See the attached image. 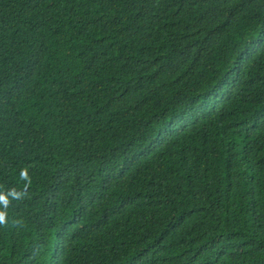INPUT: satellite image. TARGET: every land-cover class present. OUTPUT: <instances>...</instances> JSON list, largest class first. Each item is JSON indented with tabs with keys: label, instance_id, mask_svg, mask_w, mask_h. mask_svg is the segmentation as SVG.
<instances>
[{
	"label": "trees",
	"instance_id": "1",
	"mask_svg": "<svg viewBox=\"0 0 264 264\" xmlns=\"http://www.w3.org/2000/svg\"><path fill=\"white\" fill-rule=\"evenodd\" d=\"M0 264H264V0H0Z\"/></svg>",
	"mask_w": 264,
	"mask_h": 264
},
{
	"label": "clouds",
	"instance_id": "2",
	"mask_svg": "<svg viewBox=\"0 0 264 264\" xmlns=\"http://www.w3.org/2000/svg\"><path fill=\"white\" fill-rule=\"evenodd\" d=\"M4 200L2 196H0V201ZM5 222L4 214L0 213V224H3Z\"/></svg>",
	"mask_w": 264,
	"mask_h": 264
}]
</instances>
